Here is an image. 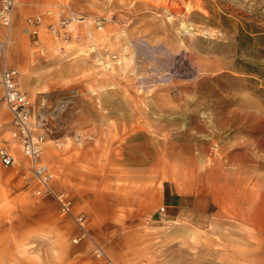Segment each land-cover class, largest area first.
<instances>
[{"label":"rangeland","instance_id":"374dc122","mask_svg":"<svg viewBox=\"0 0 264 264\" xmlns=\"http://www.w3.org/2000/svg\"><path fill=\"white\" fill-rule=\"evenodd\" d=\"M54 5L102 28L78 29L63 54L44 29L32 53L16 6L0 25L53 173L48 193L17 144V163L0 162V264H102L93 242L114 264H264V0H46L34 13ZM12 129L0 101L1 145Z\"/></svg>","mask_w":264,"mask_h":264},{"label":"built area","instance_id":"2783aa9c","mask_svg":"<svg viewBox=\"0 0 264 264\" xmlns=\"http://www.w3.org/2000/svg\"><path fill=\"white\" fill-rule=\"evenodd\" d=\"M16 0H0V25L8 28L11 25L13 9ZM26 31L31 38L32 53H43L44 48L40 41V31L44 29L50 36L56 39L66 40L71 35L73 25L93 26L95 29L102 28V20L99 17H89L78 13L68 5L48 7L43 12L27 15L24 18ZM8 46V38L0 39V101L8 109L12 116L13 129L9 144H0V162L3 166L9 167L17 163L12 146L17 144L24 156L29 161V170L33 178L40 184L43 191L51 193L50 182L53 173L43 163L44 143L46 134L42 117L39 121L34 119V107L27 96L17 87V70L7 65L5 52ZM113 63H118L119 58L115 53L109 55ZM75 143L81 146L82 135L79 133L73 137ZM60 209L63 213L70 211V199L63 192L56 193ZM163 211V208H161ZM79 233L72 240L78 242L87 237L85 228V217L81 214L73 216ZM92 252L95 257L101 259L102 264H114L102 246L93 242Z\"/></svg>","mask_w":264,"mask_h":264},{"label":"crops","instance_id":"0c3cea01","mask_svg":"<svg viewBox=\"0 0 264 264\" xmlns=\"http://www.w3.org/2000/svg\"><path fill=\"white\" fill-rule=\"evenodd\" d=\"M16 9L14 11V18H19V14H34V12L38 11V7L42 6V3L46 0H16ZM55 6V5H54ZM23 12V13H22ZM13 68V67H12ZM178 204H171L168 207H177ZM168 216H172V210L168 209Z\"/></svg>","mask_w":264,"mask_h":264},{"label":"bare ground","instance_id":"6f19581e","mask_svg":"<svg viewBox=\"0 0 264 264\" xmlns=\"http://www.w3.org/2000/svg\"><path fill=\"white\" fill-rule=\"evenodd\" d=\"M59 5H55L53 7H57ZM78 29H82L83 31L87 32V31H94L97 30L95 29L93 26L89 25V26H82V25H73L71 28V35L68 39L63 40V39H56L55 37L50 36L45 30V32L50 36V38L54 41L55 44L58 45V50L61 51L63 54H66L67 50L66 48H68L71 45V41L74 39L75 37V33L77 32ZM98 31V30H97ZM110 60V59H109ZM111 61V60H110ZM111 63H113L111 61ZM18 87V85H17ZM19 88V87H18ZM25 94V93H24ZM27 96V95H26ZM28 98V97H27ZM12 117V116H11ZM163 208V207H162ZM164 210V208H163Z\"/></svg>","mask_w":264,"mask_h":264}]
</instances>
